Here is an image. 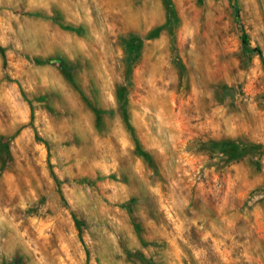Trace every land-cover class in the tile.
Listing matches in <instances>:
<instances>
[{
	"label": "rangeland",
	"instance_id": "rangeland-1",
	"mask_svg": "<svg viewBox=\"0 0 264 264\" xmlns=\"http://www.w3.org/2000/svg\"><path fill=\"white\" fill-rule=\"evenodd\" d=\"M0 46V264H264L213 143L264 145V0H0Z\"/></svg>",
	"mask_w": 264,
	"mask_h": 264
},
{
	"label": "trees",
	"instance_id": "trees-1",
	"mask_svg": "<svg viewBox=\"0 0 264 264\" xmlns=\"http://www.w3.org/2000/svg\"><path fill=\"white\" fill-rule=\"evenodd\" d=\"M242 44L243 49L246 52L254 51L256 48H252L249 42V37L246 33L242 35ZM0 50L3 53V48L0 46ZM126 87L123 85L118 86L117 95L118 99H122V93L125 91ZM125 101L121 103L124 105ZM216 145V149L223 152L228 159L232 160H242L250 154L262 153L264 151V145L260 143H254L248 140H239V139H223L213 141ZM0 144L2 148L5 149V152H9L8 140L5 136L0 135ZM79 225V220H76ZM79 227V226H78ZM137 227V226H136Z\"/></svg>",
	"mask_w": 264,
	"mask_h": 264
}]
</instances>
